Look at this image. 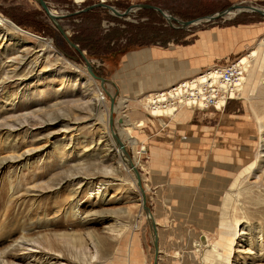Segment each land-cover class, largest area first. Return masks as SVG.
Instances as JSON below:
<instances>
[{
    "label": "rangeland",
    "instance_id": "374dc122",
    "mask_svg": "<svg viewBox=\"0 0 264 264\" xmlns=\"http://www.w3.org/2000/svg\"><path fill=\"white\" fill-rule=\"evenodd\" d=\"M46 1L59 14L92 5L79 9L72 0ZM107 4L121 12L131 5L152 4L181 21L214 15L236 4L264 10V0ZM89 16H99V24L93 18L64 19L61 24L71 38L79 30L96 48L108 43L105 36L120 48L131 44L118 55L83 51L94 73L107 80L105 89L115 99V129L121 127L120 116L131 125H141L130 136L138 140L137 145L128 142V136L119 138L129 156L140 162L137 170L158 228L159 264H264V259L256 260L264 257L262 208L249 205L247 212L242 211V199L236 200L234 218L245 219L237 236L227 238L217 231L216 205L209 202L214 201L218 178L239 159L235 157L246 153L256 140L264 145V68L259 93L251 92L256 84L253 63L241 99L225 110L193 114L184 126L163 134L141 122L148 114L144 98L150 90L164 89H149L148 83L162 79L155 76L177 69L182 61L164 68L162 60L148 50L190 48L205 33V57L223 51L214 64L243 61L264 44V16L241 13L188 30L172 28L153 10H137L124 19L108 10ZM1 20L11 30L3 39L0 25V253L11 250L21 237L49 243L64 236L51 247L64 258L52 256L40 264H154L152 232L136 173L119 156L111 134V97L34 0H0ZM47 43L53 48L46 49ZM198 56L185 61L191 65ZM212 64L205 59L202 71ZM66 177L84 181L59 183ZM248 182L259 186L256 177ZM93 255L97 260L90 263Z\"/></svg>",
    "mask_w": 264,
    "mask_h": 264
},
{
    "label": "bare ground",
    "instance_id": "6f19581e",
    "mask_svg": "<svg viewBox=\"0 0 264 264\" xmlns=\"http://www.w3.org/2000/svg\"><path fill=\"white\" fill-rule=\"evenodd\" d=\"M54 12L56 13V11ZM235 14L236 13L234 12L230 14L229 17H234ZM0 25L2 27L1 29L3 33L2 38L7 39L9 34L6 35V33L7 32L9 33V30H11L9 28L11 27L5 20H1ZM45 47L46 49H49V50L53 48L51 43H47ZM253 63H255V65L252 70L253 73L252 72L251 73L253 74L252 77L255 79L254 82H256V84H253V88L251 92H252V95L256 96V93L257 94L259 93V90L261 87L260 83L264 79L263 77H260L259 75L260 70L264 68V44L263 43H261L258 46V48L253 50L250 56L243 59L242 64L244 65V71L247 72L248 68L251 67L250 64H253ZM214 66L216 65L211 66L209 70L213 69ZM245 78L246 77H243V86H244ZM261 84H263V81ZM162 90H165V89H162ZM162 90H159V91H162ZM153 92H156V91H153ZM243 92H244V89H242V94ZM100 97H101V100H103L104 96L101 95ZM144 99H145L144 106L148 114L145 115L144 119H142L141 122H145V124H150L151 126L158 128L161 134L165 133L167 130L173 131L174 128H178L179 126H184L188 121L192 119L193 117L192 112H195L194 110H181L180 112L176 114H172L170 116H161L156 113H152L148 111V109L146 108V101L147 99H149V96H146ZM123 117L124 116H120L117 119V124L121 126L117 130L118 136L124 137V138L128 136V139H127L128 142L130 141L131 144L137 145L138 140L130 136L132 135V132L135 126L140 127L141 125H139V122H136V124L131 125ZM159 117H163V118H159ZM123 141L126 142V140H123ZM254 145L253 147L248 148L246 153L243 152L241 153L242 155H238L235 157V158H239L236 160L237 163L234 162L233 164L228 165V167L226 168V171L223 172L221 176L218 178L217 187L213 188L214 192L211 191L214 194L212 195L214 197V201L213 202L209 201V202H211V205H213L214 203L217 209L216 212L213 213L214 219H215V226L217 227L216 229L217 231H219L221 235H224L227 238L230 236H234V237L237 236L238 227L244 218V216L242 217V219L234 218L236 200L242 199L241 204H240L242 211L247 212V207L249 205H254L258 209L262 208V210L264 211V184H263L264 183V159L262 158V155H264V145L259 146V141L257 140L254 143ZM115 147L117 149L116 144H115ZM117 152H118V149H117ZM140 153L141 152H139L138 154ZM243 155L245 159L247 155L246 161H244ZM123 157L126 159V161L124 162L130 167L129 170L131 172L134 171L135 173V169L129 165L128 160H131L133 162L136 169L140 165V162L137 160H133L125 150L123 151ZM226 159L228 161L232 160L229 157L228 158L226 157ZM238 163L240 164L238 165ZM164 173H168V175H175V174H171V172L170 173L164 172ZM206 176H207V172H205V179L203 181L204 184H205V180L208 178V177L206 178ZM251 177H256L259 180V183H258L259 186H252V184L248 182V179ZM65 180H68L67 182L69 183L77 182L78 185H81L84 181L83 179H77L74 177H66L60 180L59 183L64 182ZM143 190L147 197L144 187H143ZM255 194H257V196ZM56 237L57 238L55 240L50 239L49 243H47V240L43 238L29 239L27 237L26 238L21 237L20 242H17L16 243L17 245L16 246L14 245L11 250H6L0 253L1 254L0 264H6L9 262L10 264H32L30 263V261L35 262L34 264H40L44 259H45L44 262L51 260L52 256L56 257V259L54 260H57V259L61 260L64 258L62 254L59 252L53 251L54 249L52 248H55L56 242H61L62 240L60 239L64 238V236H60V237L56 236ZM158 237H159V234H158ZM70 238L76 241V238H73V237H70ZM216 247L218 246L215 245V249ZM49 254L51 255V257H48ZM258 259L261 260V259H264V257L257 256L256 260ZM39 260L40 262L36 263ZM96 260H97L96 256L93 255L91 257L90 263L96 262Z\"/></svg>",
    "mask_w": 264,
    "mask_h": 264
},
{
    "label": "built area",
    "instance_id": "2783aa9c",
    "mask_svg": "<svg viewBox=\"0 0 264 264\" xmlns=\"http://www.w3.org/2000/svg\"><path fill=\"white\" fill-rule=\"evenodd\" d=\"M72 1L79 9L87 4L107 3V0ZM208 70L149 94L146 108L152 113L170 116L181 110L222 111L230 102L241 99L243 77L246 75L241 59Z\"/></svg>",
    "mask_w": 264,
    "mask_h": 264
},
{
    "label": "water",
    "instance_id": "95a60500",
    "mask_svg": "<svg viewBox=\"0 0 264 264\" xmlns=\"http://www.w3.org/2000/svg\"><path fill=\"white\" fill-rule=\"evenodd\" d=\"M34 1L41 7V9L48 16V18L53 22V24L55 25L56 29L58 30L60 35L63 37V39L69 44V46L71 48H73L75 51H77L78 54L82 57V59L85 61L86 65H87L88 72L90 73V75L92 76V78L94 80H98L101 82L103 89H105V84L107 83V80L97 76L94 73L91 62H90L89 58L87 57L85 51H83L77 44H75L73 42L69 33L62 26L61 21H63L64 19H67V18L73 17V16H77V15H80L83 13L91 12V11H94L97 9L108 10L113 15H115L116 17L123 18V19L128 18L133 12H135L137 10H153V11H156L157 13H159L168 22V24L172 28L188 30V29H191V28L199 26V25L215 23L219 20H224V21L229 20L232 18V17H229L230 14H232L234 12L236 13L235 16H237L241 13H258V14L264 16V10H261L257 7H253V6H242L239 4L233 5L230 8H228L227 10L221 11L217 14L206 16L203 18L195 19V20H189V21L178 20L176 17L167 13L162 8L157 7L155 5H152V4L132 5L127 10L121 12L110 4L97 3V4L89 5L86 8H84L83 10L77 11L75 13H71V14L61 13V14H59L57 12L56 13L54 12L55 10H53L51 8V6L49 5V3L46 0H34ZM112 84L115 85L114 83H112ZM105 91L107 92L106 89H105ZM107 94L111 97V100H112V105H111V110H110V118H109V125L111 128V134H112L113 140L117 146L119 156H121V158L124 161H126V159L123 157V151L125 150L127 152L126 147L121 142L119 136L117 135V133H116L117 129H115V123H114V117H113V113L115 112V106H114L115 99L109 92H107ZM128 163L131 167H133L135 169L137 186H138L139 191H140L141 196H142V202H141L142 207L145 211L147 219L150 222V227H151V232H152V240H153V246H154V264H158L160 250H159V237H158L157 225H156L155 219L153 217L152 211H151L150 207L148 206V200H147V197H146L144 190H143V183H142L141 175H140L139 171L135 168V166L131 160H128Z\"/></svg>",
    "mask_w": 264,
    "mask_h": 264
},
{
    "label": "crops",
    "instance_id": "0c3cea01",
    "mask_svg": "<svg viewBox=\"0 0 264 264\" xmlns=\"http://www.w3.org/2000/svg\"><path fill=\"white\" fill-rule=\"evenodd\" d=\"M136 1L137 0H107V2H110L113 4L119 3V2L133 4ZM201 36H202V39L198 42V45L192 46L190 48H179V47L175 46V47L169 48L168 50H162L161 48L148 50V51H152V54H150V56L153 55L154 58H158V59L162 60V62H163L162 65L165 66L164 68L173 67L175 64L179 65L180 62L177 60H179V59L182 60L181 65H179V67L177 69L172 70V68H171V69H168L170 71L167 70L166 74L160 73V75H156L155 77H162V79H159L158 81L156 80V81L149 82L148 88L150 89V88H155V87H157V88L164 87V89H166V88L176 84L179 81H182V80L187 79V78H191L192 76H195L198 73H200L203 69L202 65H205V59L206 60H212L213 64L216 60H219V57L222 56L223 51L222 52L217 51V53L215 55L211 56V58L209 57V59L207 58V56L205 57V33H203ZM197 53L200 54L201 56L196 57L197 59L195 58V61L192 62L191 65H189L187 63V61H185V60L189 59V58H194L195 54H197ZM145 55H146V53H145ZM208 62H211V61H208ZM214 65H217V64H214ZM151 91H159V89L158 90H150L149 92H151ZM192 113L193 114H202V113H205V111H203V112L195 111Z\"/></svg>",
    "mask_w": 264,
    "mask_h": 264
},
{
    "label": "trees",
    "instance_id": "16d2710c",
    "mask_svg": "<svg viewBox=\"0 0 264 264\" xmlns=\"http://www.w3.org/2000/svg\"><path fill=\"white\" fill-rule=\"evenodd\" d=\"M97 10H101V9H97ZM91 11V12H87V13H83L80 14L78 16H75L73 18H67L69 20H73V19H78V20H90V18H93L92 20H95L96 22L98 21V24L100 22V18H98L99 16H89L91 14H94L95 11ZM76 35H74V37L72 38L73 42L75 44H77L82 50H87L89 52V54L92 55H109V54H113V55H118L120 54L121 51H123V48L126 49L130 47V45L127 43L125 47L120 48L119 44L117 42H112V39L109 38V36H105L104 40H108V43L104 46V47H99L96 48L94 46H91L87 41L88 38L86 39L85 37L81 36V33L79 30H75ZM113 43V45H112ZM112 45V46H111Z\"/></svg>",
    "mask_w": 264,
    "mask_h": 264
}]
</instances>
